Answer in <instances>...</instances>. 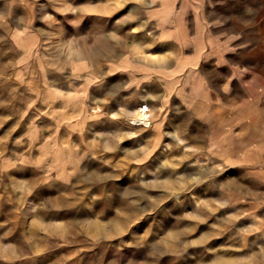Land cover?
<instances>
[{"label":"rangeland","instance_id":"rangeland-1","mask_svg":"<svg viewBox=\"0 0 264 264\" xmlns=\"http://www.w3.org/2000/svg\"><path fill=\"white\" fill-rule=\"evenodd\" d=\"M160 1L0 0V264H264V0Z\"/></svg>","mask_w":264,"mask_h":264},{"label":"crops","instance_id":"crops-1","mask_svg":"<svg viewBox=\"0 0 264 264\" xmlns=\"http://www.w3.org/2000/svg\"><path fill=\"white\" fill-rule=\"evenodd\" d=\"M169 3H170V2H169L168 0H167L166 2H163V3H162V1L157 2L155 8H153L154 6H152L153 10H156V12H154V13H156L157 15L162 16V15L164 14L163 11H164L165 9H167L166 7L169 5ZM161 13H163V14H161ZM141 72H144V71L142 70Z\"/></svg>","mask_w":264,"mask_h":264},{"label":"bare ground","instance_id":"bare-ground-1","mask_svg":"<svg viewBox=\"0 0 264 264\" xmlns=\"http://www.w3.org/2000/svg\"><path fill=\"white\" fill-rule=\"evenodd\" d=\"M181 69V67H178L177 69L174 70V72H178Z\"/></svg>","mask_w":264,"mask_h":264}]
</instances>
